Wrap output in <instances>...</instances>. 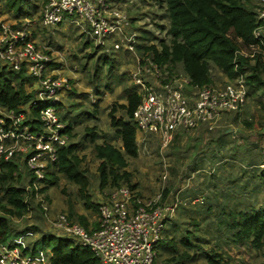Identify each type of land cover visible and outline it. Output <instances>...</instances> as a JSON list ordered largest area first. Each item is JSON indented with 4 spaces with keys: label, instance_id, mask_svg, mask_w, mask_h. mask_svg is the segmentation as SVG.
Listing matches in <instances>:
<instances>
[{
    "label": "rangeland",
    "instance_id": "obj_1",
    "mask_svg": "<svg viewBox=\"0 0 264 264\" xmlns=\"http://www.w3.org/2000/svg\"><path fill=\"white\" fill-rule=\"evenodd\" d=\"M24 1L25 7L16 14L6 7L7 0H0V21L30 34L36 45L51 56L53 66L49 72L68 79L69 88L59 96L61 103L56 108L59 118L70 126L69 143L80 146V168L88 180L81 193L76 185L58 175V181L48 186L44 194L45 215L40 203L31 201L23 218L12 219L10 229L19 235L12 243L30 254L42 236L60 235L50 226L60 214L78 224L77 218H84L87 230L95 228L98 210L88 209L82 196L98 206L103 195L112 189L100 188L99 161L93 147L108 143L120 149V137L111 127L109 113L115 108L116 120L129 121L120 106L125 105L127 94L134 88L129 79L132 64L128 57L102 56L93 49L81 25L63 22L45 27L41 22L43 0ZM117 1L133 20L142 23L139 28L150 33L151 42L167 36L164 0ZM253 2L257 4V0ZM174 70L182 72L180 65ZM210 74L214 87L234 83L214 66L210 67ZM29 89L27 84L26 93ZM247 94L239 115H223L211 126L178 133L163 150L156 137L141 134L135 128L138 156L126 157L124 169L130 175V186H119H133L143 197L166 191V200L176 204L174 214L165 223L162 240L154 246L155 264H207L205 256L211 250L222 254L223 264H264V248L255 251L248 244H234L226 224L231 212L264 208V184L258 167L264 150V94H253L249 88ZM245 121L252 123L253 128H247ZM17 158L21 175L18 187H23L29 177L21 155ZM186 239L194 246H185ZM43 255L47 264L48 257Z\"/></svg>",
    "mask_w": 264,
    "mask_h": 264
},
{
    "label": "built area",
    "instance_id": "obj_2",
    "mask_svg": "<svg viewBox=\"0 0 264 264\" xmlns=\"http://www.w3.org/2000/svg\"><path fill=\"white\" fill-rule=\"evenodd\" d=\"M257 26L255 38L263 36L264 0L255 5ZM41 22L45 27L63 22L81 25L93 49L106 58L128 57L132 68L130 82L140 101L131 121L141 134L158 139L166 149L174 136L200 126H211L223 115H239L247 100V87L242 76L223 88L191 84L183 72H169L143 48L158 45L164 39L145 40L148 32L133 20L117 0H43ZM136 25V27L134 26ZM148 33V34H147ZM140 50V53L138 52ZM0 65L9 71H24L33 81L27 94L30 100L17 111L0 107V161H15L21 155L28 173L22 187L25 203H40L44 215L45 172L57 161L58 150L67 147L66 124L58 116L59 96L69 88L68 79L49 69L53 60L44 53L23 29L0 21ZM259 169L264 170V150ZM1 173V167H0ZM98 203V218L93 230L60 214L51 228L93 253L99 264H155L154 246L162 240L165 223L175 212V202L163 193L140 196L126 186L111 188ZM0 264H44L24 254L16 245L0 238Z\"/></svg>",
    "mask_w": 264,
    "mask_h": 264
},
{
    "label": "trees",
    "instance_id": "obj_3",
    "mask_svg": "<svg viewBox=\"0 0 264 264\" xmlns=\"http://www.w3.org/2000/svg\"><path fill=\"white\" fill-rule=\"evenodd\" d=\"M24 4V0H7L6 7L19 14ZM164 4L168 20L167 42L163 40L158 45L151 44L143 48V54L169 72L180 65L193 85L213 86L210 67L214 66L228 81L242 76L251 93L264 94V31L260 38L253 36L257 22L252 0H164ZM143 38L150 40L149 36ZM32 81L24 71H9L0 65V107L17 111L26 104L31 96L26 93L25 86ZM125 100V105H121L120 109L129 121L116 120L115 108L109 113L111 127L120 137V149L108 143L93 147L94 157L99 161L100 188L128 184L130 175L124 171L127 167L126 157L138 156L136 130L131 118L140 96L134 89ZM245 125L249 129L253 128V124L248 121H245ZM65 133L70 134L69 125H66ZM90 137H93L92 131ZM79 151L77 143H69L58 150L57 161L46 169L42 192L58 181V175L76 185L81 193L85 191L88 180L85 171L80 168L82 159L78 155ZM0 167V238L4 243L14 245L12 242L19 235L12 233L10 223L12 219L23 218L29 208L25 203L24 189L18 187L21 179L19 165L15 161L2 160ZM259 178L264 184V170H261ZM165 195L166 191L163 192L164 198ZM82 197L87 200L85 206L88 209L97 210L98 206L91 205L87 196ZM228 217L226 224L232 232L234 244H248L255 251L264 248V208L254 212H231ZM77 219L87 230L84 218ZM183 243L187 247L194 246L187 239ZM19 248L40 262H44L45 254L48 257L47 264H99L90 249L58 235L42 236L30 254L26 252L27 249ZM205 259L207 264H223V256L216 250H211Z\"/></svg>",
    "mask_w": 264,
    "mask_h": 264
}]
</instances>
